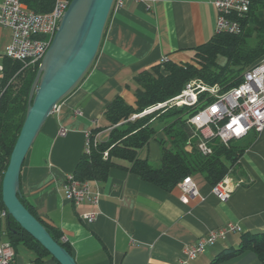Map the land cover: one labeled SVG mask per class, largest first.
Instances as JSON below:
<instances>
[{
  "label": "crops",
  "instance_id": "1",
  "mask_svg": "<svg viewBox=\"0 0 264 264\" xmlns=\"http://www.w3.org/2000/svg\"><path fill=\"white\" fill-rule=\"evenodd\" d=\"M257 11L264 15V9ZM216 19L211 0H156L151 9L128 0L113 7L91 67L59 102L29 149L19 194L61 231L77 264H262L250 250L213 261L222 252L238 249L242 234L264 231V129L242 139L252 141L236 167L234 177L242 183L226 201L201 173L192 176L199 194L187 195L185 201L179 185L164 190L131 171L130 162L123 159H115L118 165L110 168L105 180L87 181L96 202L77 203L65 195L87 138L106 141L110 136L113 125L107 107L118 97L134 104L135 77L163 58L176 63L192 60L196 47L216 35ZM11 37V29L0 26V79ZM140 155L161 160L160 144L151 140ZM85 214L94 220L87 221ZM229 223L237 226L236 232L187 260L188 246ZM4 239L9 241L6 235ZM14 249L18 264H53L50 257L37 262L35 252L24 245Z\"/></svg>",
  "mask_w": 264,
  "mask_h": 264
},
{
  "label": "trees",
  "instance_id": "2",
  "mask_svg": "<svg viewBox=\"0 0 264 264\" xmlns=\"http://www.w3.org/2000/svg\"><path fill=\"white\" fill-rule=\"evenodd\" d=\"M38 13L50 12L57 0H22ZM71 1V0H69ZM264 0H252L248 15L242 20L240 34L218 33L208 42L196 47L195 56L185 63L170 60L161 62L135 77L138 87L134 104L123 98H116L106 109V116L113 125L106 141H96L90 151L83 154L74 177L86 182L105 180L111 167L118 165L115 159L130 162V170L164 190L170 191L186 176L201 173L213 186L223 180L235 168L251 140H233L227 145L213 138L212 153L203 155L193 140V148L187 149V142L194 134V128L187 116L196 109L182 107L152 113L131 119L151 105L163 102L179 94L186 83L201 78L210 85L218 84L228 89L241 83L243 73L264 56ZM254 39L251 43L250 40ZM39 64L21 70V63L7 59L4 75L0 79V208H6L2 200V181L7 170L11 153L16 144L26 118L29 95L39 69ZM162 131L166 138H158ZM157 139L161 145V160L158 165L140 155L141 149ZM170 144V145H169ZM105 153L107 155L105 156ZM22 203L47 228L51 236L71 253L68 243L62 240V233L54 225L42 219L29 204ZM7 226L2 223V231L11 245H24L36 254V261L46 257L53 264H60L50 252L32 235L24 230L11 216H7ZM253 251L264 264V231L241 235L240 247L217 255L216 262L233 257L245 251Z\"/></svg>",
  "mask_w": 264,
  "mask_h": 264
},
{
  "label": "built area",
  "instance_id": "3",
  "mask_svg": "<svg viewBox=\"0 0 264 264\" xmlns=\"http://www.w3.org/2000/svg\"><path fill=\"white\" fill-rule=\"evenodd\" d=\"M126 1L128 0H114L113 7H121ZM134 1L143 3L148 9H151L156 2V0ZM251 2V0H211L217 10L216 34H240L243 30L242 20L248 15ZM69 4V0H57L50 12L38 13L30 9L22 0H2L0 26L7 27L12 32L5 55L20 62L21 70L40 65ZM166 60L163 58L161 62ZM57 106L58 104L55 109ZM182 107L196 109V112L187 116L188 123L194 128V134L187 142V149L191 150L194 145L193 140L197 139L195 144L203 155L212 153L210 143L213 138H218L227 145L233 140L244 138L251 131H262L264 129V56L245 70L243 80L236 86L223 89L218 84L210 85L201 78H194L186 83L179 94L134 114L131 119L158 110L164 112ZM60 134L65 135L66 130L62 129ZM91 145L89 136L86 143L87 152L90 151ZM227 176L213 187V192L222 201H226L242 183V180L234 181ZM178 185L185 193L183 196L185 201L187 195L199 194L191 175L186 176ZM65 195L77 203L84 200L97 201V195L91 191L89 183L77 180L74 174L68 176ZM7 216H9L8 210L0 208V264H18L15 259V249L4 239L2 231V223ZM84 218L87 221L94 220L92 214H85ZM236 231L237 226L232 223L209 231L196 244L186 248L187 260L195 259L207 246Z\"/></svg>",
  "mask_w": 264,
  "mask_h": 264
},
{
  "label": "water",
  "instance_id": "4",
  "mask_svg": "<svg viewBox=\"0 0 264 264\" xmlns=\"http://www.w3.org/2000/svg\"><path fill=\"white\" fill-rule=\"evenodd\" d=\"M114 0H71L32 84L26 118L2 181V200L11 216L60 264H77L19 197L27 153L55 107L91 67Z\"/></svg>",
  "mask_w": 264,
  "mask_h": 264
},
{
  "label": "rangeland",
  "instance_id": "5",
  "mask_svg": "<svg viewBox=\"0 0 264 264\" xmlns=\"http://www.w3.org/2000/svg\"><path fill=\"white\" fill-rule=\"evenodd\" d=\"M260 14H262L261 12H260ZM262 16L264 17V15L262 14ZM250 42L251 43H253L254 42V39H251L250 40ZM209 84V83H208ZM152 106V105H151ZM165 112V111H164ZM163 111H155V112H153V113H164ZM150 114H152V113H150ZM158 138H166V136L164 135V133L163 132H159L158 134H157V139ZM157 139H153L152 140V142H157L158 144H160L159 143V141L157 140ZM170 145V144H169ZM160 148H161V145H160ZM147 150H148V148H146L143 152H144V155L147 153ZM150 161L154 164V165H158V164H156V163H158L159 161H160V157H159V159L158 160H154L153 158H150ZM237 172H236V170H235V168H233V170H231V172H230V174L227 176V177H230V178H232V179H234V181H236L237 179L234 177L235 176V174H236ZM193 178V177H192ZM222 181V180H221ZM220 181V182H221ZM218 184V183H217ZM215 186V185H214ZM213 186V187H214ZM3 225L6 227L8 224H7V219L6 218H4V220H3Z\"/></svg>",
  "mask_w": 264,
  "mask_h": 264
}]
</instances>
